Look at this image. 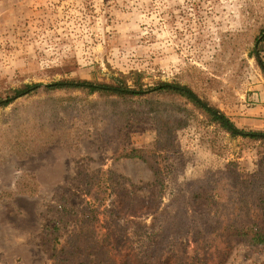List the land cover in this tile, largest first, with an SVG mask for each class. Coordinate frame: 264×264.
Listing matches in <instances>:
<instances>
[{"label":"rangeland","instance_id":"374dc122","mask_svg":"<svg viewBox=\"0 0 264 264\" xmlns=\"http://www.w3.org/2000/svg\"><path fill=\"white\" fill-rule=\"evenodd\" d=\"M262 32L264 0H0V94L141 71L145 82L191 88L239 128L264 131V72L254 51ZM50 95L0 108V264H53L47 218L63 205L59 196L72 205L85 197L80 171L125 177L129 190L141 187V201L160 191L145 162L121 155L152 143L153 124L129 122L98 96ZM164 156V204L171 191L231 162L245 175L262 168L256 143L202 125L177 132ZM146 215L135 221L149 223ZM226 264H264V246L237 245Z\"/></svg>","mask_w":264,"mask_h":264},{"label":"trees","instance_id":"16d2710c","mask_svg":"<svg viewBox=\"0 0 264 264\" xmlns=\"http://www.w3.org/2000/svg\"><path fill=\"white\" fill-rule=\"evenodd\" d=\"M254 51L264 72V32ZM144 77L141 71L111 72L102 80L20 84L0 94V108L6 109L40 95L80 92L110 102L129 122L156 127L152 143L121 155L145 162L160 191L148 190L141 201V187L132 184L129 190L121 182L125 177L80 171L77 179L85 185V197L72 205L71 198L59 196L63 205L56 203L50 210L53 217L47 218L44 249L51 244L53 264H226L237 245L264 246V131L237 127L218 106L187 86L151 84ZM200 125L256 143L262 168L245 175L231 162L225 170L209 171L203 182L171 191L164 204L167 175L160 160L166 161L177 132ZM145 214L152 216L149 223L135 221Z\"/></svg>","mask_w":264,"mask_h":264}]
</instances>
